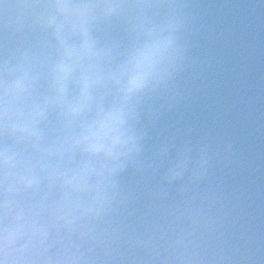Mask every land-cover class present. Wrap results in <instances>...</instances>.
<instances>
[{"label": "clouds", "instance_id": "obj_1", "mask_svg": "<svg viewBox=\"0 0 264 264\" xmlns=\"http://www.w3.org/2000/svg\"><path fill=\"white\" fill-rule=\"evenodd\" d=\"M190 0H0V264H205L223 229L205 189L218 156L207 133L165 138L148 126L184 99L193 65ZM174 157L169 161V154ZM167 162V166H165ZM133 172L157 223H123Z\"/></svg>", "mask_w": 264, "mask_h": 264}, {"label": "water", "instance_id": "obj_2", "mask_svg": "<svg viewBox=\"0 0 264 264\" xmlns=\"http://www.w3.org/2000/svg\"><path fill=\"white\" fill-rule=\"evenodd\" d=\"M192 67L179 81L184 99L148 126L145 151L167 137L179 146L193 145L209 133L221 148L232 144L230 158L218 156L205 189L222 196L220 233L209 238L217 258L205 264H264V0H190ZM174 151L169 154V161ZM167 166V162L165 164ZM148 184L129 171L121 178L132 189L131 214L121 211L123 223L138 228L157 223L176 203V186L167 202L152 203Z\"/></svg>", "mask_w": 264, "mask_h": 264}]
</instances>
